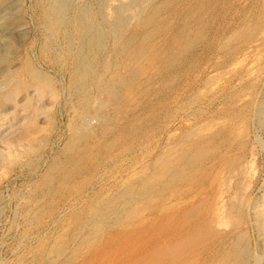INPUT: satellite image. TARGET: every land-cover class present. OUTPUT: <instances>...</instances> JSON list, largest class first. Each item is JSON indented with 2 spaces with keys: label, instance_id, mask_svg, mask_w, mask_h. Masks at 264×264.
<instances>
[{
  "label": "rangeland",
  "instance_id": "1",
  "mask_svg": "<svg viewBox=\"0 0 264 264\" xmlns=\"http://www.w3.org/2000/svg\"><path fill=\"white\" fill-rule=\"evenodd\" d=\"M97 1L73 0L67 18L71 21L72 11L83 6L88 7L93 16L96 15ZM261 2L210 0V7H213L203 13V37L185 54L178 56L171 68L159 70L155 65L164 63L174 48L166 54V41L160 40L159 45L155 46L154 41L149 39L146 44L152 51L145 60H140L134 66L137 76L135 81L112 96L105 92L102 83L111 79L112 71L116 69L123 74L126 70L123 63L131 65V62L121 59L118 62L121 64L115 67L119 47L107 29L105 42L100 48L92 46L81 53L92 64L91 74H88L86 87L82 90L74 81L76 73L73 70L79 48L75 31L68 29L71 30L72 40H76L70 47H67L61 35L52 38L49 43L40 16L43 0H0V25L8 16L4 8L12 4L25 30L24 41L10 51L7 59L9 67L15 69L18 75L28 62L33 70L39 72L41 81L46 82L58 95L50 116L52 126L45 141L47 143L33 156L31 154L27 162L13 163L9 174L0 184V264H69L80 258L81 250H72L78 245L75 244V237L81 222L90 216L88 205L97 198L113 201L114 196H111L121 182L145 165L148 167L146 173L138 172L141 177L135 181L137 186L142 187V177L157 170V167H152L155 157L175 147L170 132L182 134L186 129L200 128L206 122L224 125L222 128L220 126L222 132L216 134L215 141L210 142L217 146L216 149L207 155L204 164L192 176L186 177L191 180L183 178V181L178 180L176 183L163 181L156 183L158 186L153 185L156 195L148 198L150 204L158 205L164 202L163 199L173 202L168 197L178 192V200L191 197L193 204L196 203L200 208L197 214L205 215L206 219L209 217L207 221L211 222L209 224L218 236L215 242L221 237L228 242L241 237V246L245 250L236 255L237 259L233 254H212L208 255L210 259L206 264H264V26L253 29L256 23L264 21L259 9ZM135 24L134 21L125 36L131 33L141 35ZM233 34L236 36L226 43ZM103 63H108L110 67L106 64L107 69ZM2 80L3 75L0 74V90L4 88ZM48 100L49 95L44 98L45 102ZM16 109L15 114L0 117V134L9 122H18L24 113L27 114L20 106ZM86 112L104 118V122L96 123L94 119L91 125L94 134L82 138L83 130L76 137L81 115ZM214 127L210 133L216 130ZM115 136L118 140L106 148L104 145ZM78 150L87 151L91 157L87 156L88 161L76 169L75 165H71L68 168L69 183L61 186L62 174L57 172L56 165ZM49 176H54V181H48L47 184ZM142 202L148 203L145 200ZM231 202L236 208L229 209ZM83 233L86 230L80 231V234ZM98 236L94 238H100V232ZM55 240L66 251H63V257H56L57 260L55 258L52 262L55 255L45 252ZM47 257L52 260H46ZM199 259L202 261L201 256Z\"/></svg>",
  "mask_w": 264,
  "mask_h": 264
},
{
  "label": "bare ground",
  "instance_id": "2",
  "mask_svg": "<svg viewBox=\"0 0 264 264\" xmlns=\"http://www.w3.org/2000/svg\"><path fill=\"white\" fill-rule=\"evenodd\" d=\"M43 1L44 4L43 6L41 5L42 8L40 16L42 20L41 23H43L42 26L47 33L46 37L48 42L50 43L52 38L61 35L65 40L67 47H70L74 39L72 40V33L71 30L68 31L69 28L75 31L73 32L79 40L78 55L75 57L76 66L73 70L74 73H76L74 81L75 84L78 85L79 89L83 90V88L86 87V80L88 74L91 72L92 65H90L91 61H87L86 57L81 54L82 51L84 49H91L92 46L100 48L105 42L104 37L106 35V29L112 36H114L115 43L119 47L116 52L118 59L116 60L117 65L115 67L118 68L121 64L118 62H120L121 59L129 60L131 65L123 63L126 65V70L123 74L117 72L116 69L112 71L113 74L111 75V79L102 83V87L105 92H108L112 96H116L118 91H121L123 88H128L129 85L135 81L137 76L134 66L140 60H145L144 58L152 51V49L146 44L149 39L154 41L153 43L155 46L159 45L158 43L160 40L166 41L167 47L164 48L166 50V54L171 52V49L174 48V52L169 56L167 55L164 63L162 62L163 65L162 63L161 65H155L158 70L169 67L171 68V66L177 62V57L185 54L188 49H190V47L201 38L203 34L202 24L204 22L203 13L213 7H210V0H98L96 15L93 16L91 14L92 12L90 13L87 9L88 7L83 6L77 8L75 11H72V20L69 21L67 17L72 8L71 6L73 0ZM261 3V7H259V9L264 16V0H262ZM13 6L10 4V6L4 8V11L8 12V16L4 19L3 24L0 25V74L3 75L2 84L4 85V88L0 90V117H5L8 114H15L17 110L16 108L19 106L23 108V110H26L27 114L25 115L24 113V116L21 117L18 122H9L10 124L4 128L0 134V184L9 174L13 163L16 164V162L29 160L31 154L33 156L43 146L52 126L50 116L52 114L53 106L58 101L57 93L53 89H50L51 87L49 88L46 82L41 81L38 74L39 72L37 73L36 70H33L32 65L28 64V62H25L26 64H24V67L20 69L18 75L15 74V69H11L9 67L7 59L10 56V51L12 52L15 50V47H18L17 45L21 43L25 36L24 26L23 24L21 25L22 22H20V18L16 16L17 14L15 15V7ZM134 21L138 25L137 30L142 32L141 35L131 33L129 36H125ZM259 25L263 27L264 21L261 24L256 23L253 29H260L258 28L260 27ZM235 34L229 36L226 43H229L230 40L236 36ZM135 44L136 46L134 47ZM175 44H177V46H175ZM154 51H156V48ZM106 64L108 65V63ZM106 64L105 67L107 66ZM102 69H104V65ZM105 70L106 69H104V71ZM104 74L105 73H103V75ZM97 81H99V79ZM84 91L86 92V90ZM47 95H49V100L48 102H45L44 98ZM94 119L97 120L96 123H101L102 121L104 122V118H97L87 112L83 116L81 115V124L79 123L80 126L76 128L78 129L75 133L76 137H79L83 130L85 132L82 134V138L87 137L90 134H94L91 126ZM201 125H203V123ZM220 126V123L212 124L211 122H206L204 123V126L200 128L198 126L194 129H192V127V130L188 131L186 129V131H184L185 133L182 132V134L177 135V133L171 134L170 132L169 135L172 136L171 140H173V143H176L175 147L172 146L168 150L160 152L155 157L152 167H157V170L156 172H151L152 175L144 174L145 177L143 176L141 180L142 187L137 186L135 181L141 177L138 174L146 173L148 167L145 165L141 166L140 169L138 168L139 170L137 172V169H133L134 172L130 174V177H127L126 180L122 181V184L119 185L115 191L113 190L114 194H111V197L114 196L112 199L113 201H101V198L94 199L92 202L90 201L91 203L88 205V212H90L88 214H90V216H86V218L81 222L82 225L77 231V235L75 237V244L78 245L76 247L74 245L75 248L72 250V252L81 250V254L78 253L81 257H77L78 259H75L74 261L71 260L73 262H70L69 264H206L210 259L209 256L212 254H233V256H236L244 251L245 247L242 248L241 246L242 240L240 236L235 238L232 242L229 240L231 243L225 241L226 239L224 240L222 237L219 241H214L215 238H218V236L215 235L217 233L213 231L210 225L211 222H209V224V220L207 221L209 217L206 219L204 217L205 215H199L200 213L197 214L200 211V208L198 205H195L196 203L193 204L191 197H189L190 199L187 198L185 200H178V192H176L175 195L172 194L169 196L167 194L169 196L168 199L170 198L171 200H174L173 202L165 201L161 198V195L160 200L163 199L164 202L160 201L161 203H158V205L150 204L149 200V197L156 195L153 193L152 188L153 185H157L156 183H162L163 181L166 183L167 181H175L176 183V181H180L181 179L190 176L200 167V165L204 164L203 161L207 155L210 152L213 153L217 147L216 145H211L210 142L215 141L216 136H218L216 134L222 132L221 128L224 125L221 126V128ZM229 126H231V124ZM213 127L214 129L216 128V130L210 133ZM116 137L117 136L112 138V141L106 143L107 145H103L106 148H108V146L111 147V145L118 140ZM99 145L101 146V143ZM128 145L126 147H129ZM84 150L75 151L69 158H65L56 165V169L58 168L57 172L62 174V180H60L61 183H59L61 186L69 183H67V178L69 177L68 168L71 165H75L76 169L80 164L83 165V163L88 161V158H86L88 156L87 151ZM89 156L91 157V155ZM202 175L200 177H202ZM49 179L50 180H47L46 183L48 181H51L52 183L54 181V176ZM186 179L190 178L188 177ZM51 187H53V185ZM112 188L113 187H111V189ZM162 188L163 187L161 185V191ZM161 191L158 192L161 194ZM163 191H165V189H163ZM115 193H117V195H115ZM106 200H108V198ZM143 200L146 202L148 201V203H146L147 205L142 202ZM155 200L156 199H154V201ZM232 204L233 202L229 205V209H232V207L236 208ZM141 209H143V211H140ZM77 219L79 220L78 217ZM82 230H86V233L80 234V231L82 232ZM99 232L101 234L100 238H94L95 235L98 236ZM227 243L230 244L227 245ZM48 246L50 247L48 248V251L45 250L47 251L45 253L47 254L49 252L51 255H55L53 260L50 258L52 262H54L56 257L59 258L64 256L62 253L66 250H62L63 247L59 242H56V240ZM205 253L207 254L206 256H209L206 257ZM199 256L202 257V261L199 259ZM237 258L238 257L236 256V259ZM50 259L47 257L46 260ZM56 260L57 258L55 261ZM68 260H66V262Z\"/></svg>",
  "mask_w": 264,
  "mask_h": 264
}]
</instances>
